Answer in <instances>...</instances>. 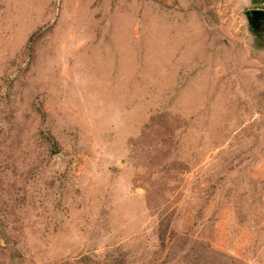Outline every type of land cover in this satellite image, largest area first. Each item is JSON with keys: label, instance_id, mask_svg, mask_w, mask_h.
I'll return each mask as SVG.
<instances>
[{"label": "rangeland", "instance_id": "obj_1", "mask_svg": "<svg viewBox=\"0 0 264 264\" xmlns=\"http://www.w3.org/2000/svg\"><path fill=\"white\" fill-rule=\"evenodd\" d=\"M253 0H0V264H264Z\"/></svg>", "mask_w": 264, "mask_h": 264}, {"label": "flooded vegetation", "instance_id": "obj_2", "mask_svg": "<svg viewBox=\"0 0 264 264\" xmlns=\"http://www.w3.org/2000/svg\"><path fill=\"white\" fill-rule=\"evenodd\" d=\"M248 19L258 38H261L264 33V12H251Z\"/></svg>", "mask_w": 264, "mask_h": 264}, {"label": "crops", "instance_id": "obj_3", "mask_svg": "<svg viewBox=\"0 0 264 264\" xmlns=\"http://www.w3.org/2000/svg\"><path fill=\"white\" fill-rule=\"evenodd\" d=\"M253 1L260 3L261 7L256 6L255 8H251V9H259V10L264 11V0H253Z\"/></svg>", "mask_w": 264, "mask_h": 264}, {"label": "water", "instance_id": "obj_4", "mask_svg": "<svg viewBox=\"0 0 264 264\" xmlns=\"http://www.w3.org/2000/svg\"><path fill=\"white\" fill-rule=\"evenodd\" d=\"M255 11H262V10H259V9H247L246 12L248 14V17H250V13L251 12H255ZM262 12H264V11H262Z\"/></svg>", "mask_w": 264, "mask_h": 264}]
</instances>
